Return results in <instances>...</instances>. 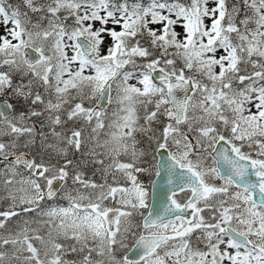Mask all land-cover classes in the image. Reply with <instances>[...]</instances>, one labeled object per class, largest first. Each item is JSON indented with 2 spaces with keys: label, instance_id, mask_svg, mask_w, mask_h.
I'll return each mask as SVG.
<instances>
[{
  "label": "snow or ice",
  "instance_id": "snow-or-ice-1",
  "mask_svg": "<svg viewBox=\"0 0 264 264\" xmlns=\"http://www.w3.org/2000/svg\"><path fill=\"white\" fill-rule=\"evenodd\" d=\"M0 264H264V0H0Z\"/></svg>",
  "mask_w": 264,
  "mask_h": 264
}]
</instances>
